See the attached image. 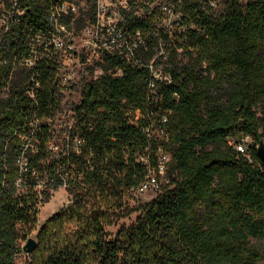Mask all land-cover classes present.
<instances>
[{"label": "trees", "instance_id": "1", "mask_svg": "<svg viewBox=\"0 0 264 264\" xmlns=\"http://www.w3.org/2000/svg\"><path fill=\"white\" fill-rule=\"evenodd\" d=\"M18 1L25 21L6 55L23 63L36 53L33 69L23 66L24 78L0 99V264L19 254L25 264L261 261L264 0H223L221 11L182 0L174 28L156 0H118L117 26L132 54L100 49L92 66L101 72L81 84L58 134L61 54L46 15L60 0ZM13 72L1 68L0 88ZM245 137L243 151L231 143ZM159 149L169 156L165 182L131 206ZM60 187L70 201L36 227L40 205ZM33 231L37 246L25 253Z\"/></svg>", "mask_w": 264, "mask_h": 264}, {"label": "built area", "instance_id": "2", "mask_svg": "<svg viewBox=\"0 0 264 264\" xmlns=\"http://www.w3.org/2000/svg\"><path fill=\"white\" fill-rule=\"evenodd\" d=\"M80 0H60L53 2L49 5L46 18L50 26L54 27L55 32L52 37V44L58 51H68L71 49L70 45H66L64 38L61 34V30L65 26H62L60 21L69 16L74 15V18L78 17L80 14L79 7ZM201 3L209 5L212 9L221 11L223 8V0H199ZM182 0H163L161 2V9L165 16L170 17H179V11L181 9ZM125 1H122L121 4L124 5ZM176 12H175V10ZM25 7L19 3L18 0H0V70L4 66L9 67L10 71L13 72L21 65L27 69H33L35 65V53L36 51L32 47L28 58L24 60L23 63H19L16 56L10 61L9 57L6 55L9 53V43L14 39L13 30L23 21H25ZM94 21L92 24L86 27L88 33H92V43L98 47L95 54V61H101L100 49L102 51H107L109 53L117 51L122 53L124 50L128 51L124 55L128 59L132 52L131 47L129 46L127 39L125 38L123 31L118 28L117 23L120 20V15L118 10L111 11L96 0V8L94 11ZM61 54V53H60ZM87 62L92 60V56L86 54ZM93 60V61H94ZM92 65L93 62H92ZM151 68V65H150ZM101 70L96 71L100 73ZM153 77L156 79L161 78L159 73H153ZM33 79V77H31ZM167 78V77H165ZM154 86V82H150V87ZM165 121L166 119L163 118ZM237 149L243 151V145L238 144ZM158 164L157 170L152 169L149 171L146 179L139 185L137 188L138 191L142 192L149 188L150 186L157 185V176L158 173L165 172L166 163L169 160L168 154L162 152L160 149L158 151ZM164 175V173H163Z\"/></svg>", "mask_w": 264, "mask_h": 264}, {"label": "rangeland", "instance_id": "3", "mask_svg": "<svg viewBox=\"0 0 264 264\" xmlns=\"http://www.w3.org/2000/svg\"><path fill=\"white\" fill-rule=\"evenodd\" d=\"M99 3L106 5L111 11L118 10V0H98ZM163 0H156L152 7L158 5ZM244 1V0H242ZM93 0H80V14L81 19H84L82 22H70L68 26H65L61 30V34L64 38L66 45H70L71 49L68 51H59L61 53L60 59V68H59V77H60V91L62 93V108L56 114L54 119V129L56 134L65 127L66 124L71 123L70 109L73 103L78 102L80 99V86L84 81H87L96 75L98 67L92 66V62L95 59L94 52L97 51V48L92 43L93 35L88 33L85 26L88 22L92 21L93 17ZM79 14V15H80ZM175 21L174 17L163 19V24L174 28L175 24L172 22ZM85 26V27H84ZM84 27V28H83ZM86 54L92 56V60L87 62ZM184 55H180L183 57ZM166 58L163 57V61ZM25 70L21 65L17 68L10 79L5 81V85L0 88V99L5 98L8 93L9 87L17 85L22 78H24ZM222 92V91H221ZM60 140L56 139L58 143ZM231 143H240L243 146H249L251 144L249 138H234ZM259 145H256L255 148L258 149ZM164 173V172H163ZM163 173H159L157 177V185L150 186L146 190L140 192L135 190L132 193V197L129 199V204L132 206L145 203L153 199L159 192V187L165 182ZM157 176V174H156ZM70 201V197L67 194L64 187H60L55 191L51 192L50 198L47 202H44L39 207V213L37 217L36 227H39L40 224L53 212L57 211L59 208L66 206ZM133 218V216H132ZM128 222V220L124 221ZM35 231H33L28 237L34 238ZM26 239V240H27ZM26 240L23 244H25ZM261 244L264 246V239L261 241ZM26 255L19 254L16 258V264H25ZM257 264H264V258L259 261Z\"/></svg>", "mask_w": 264, "mask_h": 264}, {"label": "water", "instance_id": "4", "mask_svg": "<svg viewBox=\"0 0 264 264\" xmlns=\"http://www.w3.org/2000/svg\"><path fill=\"white\" fill-rule=\"evenodd\" d=\"M257 155L261 161H264V145L262 141L259 143V147L257 149ZM36 246H37V241L34 238L29 237L26 240L25 244L23 245V251L25 253H31L36 248Z\"/></svg>", "mask_w": 264, "mask_h": 264}]
</instances>
